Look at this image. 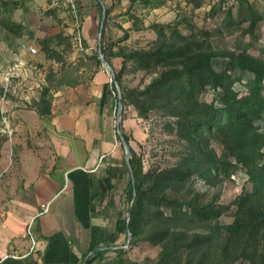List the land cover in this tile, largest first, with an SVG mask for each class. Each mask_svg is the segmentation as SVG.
<instances>
[{"label":"trees","instance_id":"trees-1","mask_svg":"<svg viewBox=\"0 0 264 264\" xmlns=\"http://www.w3.org/2000/svg\"><path fill=\"white\" fill-rule=\"evenodd\" d=\"M12 4L14 8L18 5L2 1L1 7ZM236 7L234 14L232 8L224 10L225 25L248 23L245 33L249 34L264 22V16L249 0H237ZM13 26L5 25L9 30ZM153 28L157 40L150 51L119 55L112 51L115 43L99 46L109 65L111 57L133 62L137 70L172 65L161 71L143 92L123 91L121 99L115 95L116 104L133 105L139 118H146L153 110L168 118L164 128L181 146L175 165L144 171L141 157L130 148V137L119 125L117 138L128 146L130 154V179L125 192L128 202L133 200L126 223L129 245L135 247L144 242L159 246L157 264H182L184 258L185 264H264V49L258 56L250 54L249 49L259 51L258 45H252L254 39H250L242 50L226 53L218 51L220 45L211 42L186 43L175 28ZM168 31L176 41H168ZM81 38L86 48L82 35ZM217 56L229 57L219 69L213 66ZM91 58L100 65L97 51L92 52ZM124 68L114 74L119 86ZM247 75L249 81L243 90L235 89L236 82ZM64 85L72 86L68 81L58 83L53 94ZM111 88L114 92L113 84ZM207 92L211 93V100L201 101ZM51 97L49 88H45L36 108L44 127L52 119ZM238 170L245 172L250 188L227 205L218 201L186 204L170 194L173 187L184 186L195 175L214 186ZM223 215H232L233 221L215 227ZM197 230L205 233H195ZM93 250L90 248L84 258ZM124 253L123 249L115 250L117 264H130L123 259Z\"/></svg>","mask_w":264,"mask_h":264},{"label":"rangeland","instance_id":"rangeland-1","mask_svg":"<svg viewBox=\"0 0 264 264\" xmlns=\"http://www.w3.org/2000/svg\"><path fill=\"white\" fill-rule=\"evenodd\" d=\"M2 1H13L18 5L15 8L13 4L3 8ZM195 1L199 4L196 5L193 0H78L83 21L80 34L90 44V49L85 52V44L81 49L76 41L77 33L71 16L63 9L50 8V0H0V197L7 199L19 187L22 159H44V155L49 158L53 153L50 137L36 112L42 91L49 88L53 101V90L58 83L68 81L78 85L89 81L98 68L107 73L108 84H113L115 90L112 92L111 89L113 108L110 129L118 137V127L122 126L124 133L130 137L132 150L141 157L143 170L151 167L167 168L178 162L181 146L165 130L164 124L168 118L160 112L153 110L142 119L133 105L121 104L123 115L121 113L118 126L115 122V106L118 104L115 95L121 99L123 91L143 92L161 71L172 65H162L150 71L137 70L133 62H125L122 57H111L110 68H105L101 61L98 65L91 54L100 49V44L105 48L112 43H115L112 51L119 55L150 51L157 40L154 25L177 29L186 43L204 41L220 45L218 51L226 53L242 50L250 39H254V47H259V51L249 49L250 54L258 56L263 51V21L255 32L249 34L245 33L248 23L225 25L224 10L232 8L234 14L237 0ZM249 2L264 16V0ZM100 8L107 12L104 14ZM91 17L94 20L93 27ZM99 20H103L100 34L97 29ZM8 24L14 26L9 30L5 27ZM169 33L166 32L168 41H176ZM28 47L35 48L36 54H28ZM227 58L215 57L213 66L219 69L220 64L228 61ZM14 65L19 68L7 73L6 70ZM122 66L125 68L119 78V86L115 83L114 74L119 73ZM248 81L249 75L241 82H236L235 89L243 90ZM210 100L209 92L201 98L205 102ZM4 137L6 141L2 142ZM215 148L220 150L218 146ZM125 177L128 182L129 173ZM249 188L245 172L238 170L214 186L205 184L195 175L184 186L173 187L170 194L186 204L195 201L199 205H206L218 201L227 205ZM130 205L126 199L123 226H126ZM232 221V215H223L215 227L226 226ZM194 232L205 233L198 230ZM124 235V239L116 242V246L125 251V262L157 264L161 254L159 246L139 242L133 247L129 245L131 239L128 242L127 230ZM115 256L114 252L112 257ZM182 264H185V258Z\"/></svg>","mask_w":264,"mask_h":264},{"label":"crops","instance_id":"crops-1","mask_svg":"<svg viewBox=\"0 0 264 264\" xmlns=\"http://www.w3.org/2000/svg\"><path fill=\"white\" fill-rule=\"evenodd\" d=\"M107 76L98 68L54 93L51 157L22 159L19 187L0 197V264H117L128 165L110 129Z\"/></svg>","mask_w":264,"mask_h":264},{"label":"built area","instance_id":"built-area-1","mask_svg":"<svg viewBox=\"0 0 264 264\" xmlns=\"http://www.w3.org/2000/svg\"><path fill=\"white\" fill-rule=\"evenodd\" d=\"M50 2H51L50 8L63 9L64 11H66L71 16V19L73 21V25L76 28V33H77L76 41H77L79 47L82 49L83 44H82V40H81L82 38H81V34H80V25H81V17L80 16H81V14H80L79 8H78V0H50ZM26 52L28 54L34 55V54H36L37 51L33 47H28ZM17 68H19V66L14 65L6 71H7V73H9L11 71H15Z\"/></svg>","mask_w":264,"mask_h":264},{"label":"water","instance_id":"water-1","mask_svg":"<svg viewBox=\"0 0 264 264\" xmlns=\"http://www.w3.org/2000/svg\"><path fill=\"white\" fill-rule=\"evenodd\" d=\"M102 27H103V20H101V22H100L99 34L101 33ZM97 52H98L99 60L101 61L102 65L105 68H110L109 67V64L104 60L103 55L100 52V49H98ZM111 75H113V72L112 71H111ZM115 118H116V120H115L116 126H118V123L121 120V103H118L117 104ZM122 144H123V147H124V150H125L126 161H127V164H128L129 149H128V146L123 141H122ZM132 203H133V200L131 202V205H132ZM129 216H130V213L128 212L127 213V221L129 219ZM127 234H128V242H129L130 241V234L128 232H127ZM83 264H84V262H83Z\"/></svg>","mask_w":264,"mask_h":264}]
</instances>
